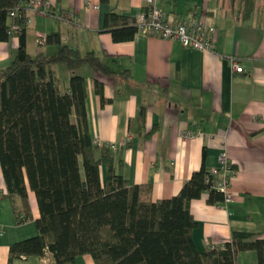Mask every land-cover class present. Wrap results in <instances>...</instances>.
<instances>
[{"label": "crops", "instance_id": "crops-1", "mask_svg": "<svg viewBox=\"0 0 264 264\" xmlns=\"http://www.w3.org/2000/svg\"><path fill=\"white\" fill-rule=\"evenodd\" d=\"M155 1L171 21L196 17L214 25V48L200 50L144 33L115 41L104 26V14L114 8L134 17L146 8L145 0H47L51 13L28 10L25 49L32 56L48 55L67 44L82 53L93 51L111 70L126 71L128 78L102 74L89 64L76 70L85 79L92 138L111 144L114 165L129 183L152 182L154 198L175 194L199 168L203 151L208 168L219 165L220 152L227 154L235 169L231 199L209 204L203 193L190 201L197 222L192 238L199 249L222 244L234 230L264 237V0ZM65 11L73 18L59 17ZM52 33L59 35V43L46 42L37 52V37ZM18 43L16 35L0 41V68L12 61ZM233 61L243 71H235ZM51 72L68 89L71 72L65 64L53 63ZM95 78L103 82L104 102ZM153 124L155 131L145 137ZM183 130L193 133L184 136ZM105 171L101 165L102 176ZM5 190L0 165V264H53L49 250L9 258L11 243L38 233L39 210L28 189L32 218L16 223ZM68 264L95 262L86 253ZM236 264H258L257 252L240 251Z\"/></svg>", "mask_w": 264, "mask_h": 264}, {"label": "trees", "instance_id": "trees-1", "mask_svg": "<svg viewBox=\"0 0 264 264\" xmlns=\"http://www.w3.org/2000/svg\"><path fill=\"white\" fill-rule=\"evenodd\" d=\"M24 1L0 0V41L9 38L12 24L19 28L18 50L0 68V165L16 223L32 218L28 189L34 192L38 233L11 243L9 258L49 250L53 264H68L86 253L95 264H236L240 251L255 250L258 264H264V237L255 232L234 230L220 246L195 245L197 222L190 201L206 193L209 204L225 202L204 151L199 168L167 198H154L152 182L131 184L117 171L111 146L93 142L85 79L76 70L89 64L102 74L128 78L126 71L111 70L93 51L82 53L67 44L53 54L30 55L25 49L27 22L10 14L22 11ZM104 26L115 41L129 40L136 32L135 18L114 8L104 14ZM45 38L59 43L57 33ZM56 62L71 72L68 89L52 77ZM95 90L102 102L107 100L97 78ZM144 115L141 107V122ZM101 165L106 166L104 176Z\"/></svg>", "mask_w": 264, "mask_h": 264}, {"label": "built area", "instance_id": "built-area-1", "mask_svg": "<svg viewBox=\"0 0 264 264\" xmlns=\"http://www.w3.org/2000/svg\"><path fill=\"white\" fill-rule=\"evenodd\" d=\"M145 5L146 8L134 16L136 25L135 33L153 34L165 39H175L184 46L200 50H212L214 48V25L205 22L202 18L196 17H192L188 21H171L155 0H145ZM22 6L24 7L22 11L14 9L10 14L11 16H23L27 23L30 22L28 10L40 14L52 12L47 0H25ZM59 17L71 19L73 18V13L71 11H65ZM18 31V25L12 24L9 34L10 36H17ZM45 44V36H38L36 39L37 52H41ZM232 65L235 71L240 72L244 69L240 62L233 61ZM192 133L193 131L191 130L182 131V135L184 136L191 135ZM93 142L100 145L97 139H93ZM108 145L111 146V144ZM218 161L219 165L211 168L210 173L219 176L216 182V188L223 192L224 201L228 202L232 197L230 176L235 172V169L232 167L224 151L219 153Z\"/></svg>", "mask_w": 264, "mask_h": 264}]
</instances>
